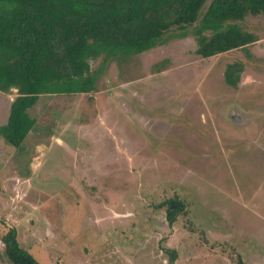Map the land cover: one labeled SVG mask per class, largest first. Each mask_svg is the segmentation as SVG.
Listing matches in <instances>:
<instances>
[{"label":"rangeland","instance_id":"374dc122","mask_svg":"<svg viewBox=\"0 0 264 264\" xmlns=\"http://www.w3.org/2000/svg\"><path fill=\"white\" fill-rule=\"evenodd\" d=\"M239 23L258 38L245 48L201 57L189 27L90 92L40 95L20 147L0 136V237L13 227L40 264H168L165 247L175 264H264V15ZM169 197L186 205L172 225Z\"/></svg>","mask_w":264,"mask_h":264},{"label":"trees","instance_id":"16d2710c","mask_svg":"<svg viewBox=\"0 0 264 264\" xmlns=\"http://www.w3.org/2000/svg\"><path fill=\"white\" fill-rule=\"evenodd\" d=\"M0 0V91L16 88L0 136L15 147L35 124L29 113L42 94L90 92L110 61L150 50L164 36H186L192 28L195 53L207 58L245 48L258 38L242 28L247 16L264 15V0ZM101 58L92 69L91 60ZM242 65L228 64L224 80L237 86ZM185 203L169 197L158 203L172 225ZM10 264H40L11 227L0 237ZM168 264L177 251L165 247ZM236 264H242L238 257Z\"/></svg>","mask_w":264,"mask_h":264}]
</instances>
